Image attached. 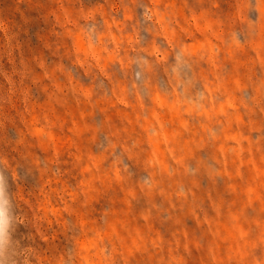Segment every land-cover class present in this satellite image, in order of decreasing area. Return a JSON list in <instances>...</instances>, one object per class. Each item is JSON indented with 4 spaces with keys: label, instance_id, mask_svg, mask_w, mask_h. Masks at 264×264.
<instances>
[{
    "label": "rangeland",
    "instance_id": "1",
    "mask_svg": "<svg viewBox=\"0 0 264 264\" xmlns=\"http://www.w3.org/2000/svg\"><path fill=\"white\" fill-rule=\"evenodd\" d=\"M0 264H264V0H0Z\"/></svg>",
    "mask_w": 264,
    "mask_h": 264
},
{
    "label": "clouds",
    "instance_id": "2",
    "mask_svg": "<svg viewBox=\"0 0 264 264\" xmlns=\"http://www.w3.org/2000/svg\"><path fill=\"white\" fill-rule=\"evenodd\" d=\"M2 185H3V174L0 173V195L3 194V187H2Z\"/></svg>",
    "mask_w": 264,
    "mask_h": 264
}]
</instances>
